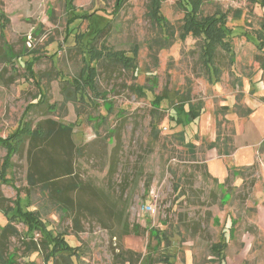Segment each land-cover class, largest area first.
Returning <instances> with one entry per match:
<instances>
[{"label": "rangeland", "instance_id": "1", "mask_svg": "<svg viewBox=\"0 0 264 264\" xmlns=\"http://www.w3.org/2000/svg\"><path fill=\"white\" fill-rule=\"evenodd\" d=\"M152 1L73 0L70 9L66 0H0L11 21L4 38L0 27V137L14 134L26 113L33 128L47 119L73 126L75 176L60 182L83 188L76 201L87 206L63 214L53 192L29 186L28 144L12 160L10 184L0 182L2 204L12 206L19 191L23 212H37L53 236L64 234L77 248L68 264H163L165 256L173 264H264V184L255 191L261 161L235 192L231 180L221 188L206 173V143L219 132L231 138L247 101L264 96V0L204 1L203 16H225L233 53L217 49L218 74L202 58L203 39L182 38L184 0L162 2L161 25L151 17ZM116 5L122 8L112 14ZM95 17L101 28L109 24L112 49L128 57L138 49L135 70L90 62ZM69 32L78 45L66 41ZM7 46L17 58L6 56ZM84 62L97 68L105 99L75 91ZM158 96L168 97L160 108ZM43 97L46 106L27 111ZM191 109L201 116L189 124ZM180 132L194 149L179 141ZM5 155L0 147V166ZM11 217L0 211V225ZM119 218L134 227L128 236ZM10 223L20 233L9 245L13 264H53L43 248L23 244L39 243V233L20 219ZM217 244L225 249L214 256Z\"/></svg>", "mask_w": 264, "mask_h": 264}, {"label": "trees", "instance_id": "2", "mask_svg": "<svg viewBox=\"0 0 264 264\" xmlns=\"http://www.w3.org/2000/svg\"><path fill=\"white\" fill-rule=\"evenodd\" d=\"M165 0H153L151 4V17L160 25L165 21L161 17L160 9L162 2ZM205 0H184V25L182 27V38L187 36H193L195 38L203 39V54L202 58L207 68H213L216 51L221 48L227 52L230 56H233L230 49V43L227 41L226 34V18L224 15L203 16L202 6ZM73 0H66V8H72ZM121 6V5H120ZM116 5L114 13H118L122 7ZM102 17V16H101ZM84 18V17H83ZM104 18V17H103ZM95 28L92 39L94 41L90 43L88 54L90 56V62L96 61L98 63H109L120 65L127 71L136 69V58L138 56V49L133 50V57H128L125 51H116L107 45V36L110 34L109 24L100 27L98 19L95 17ZM161 21V22H160ZM11 21L6 14L0 9V27L2 37L4 38L5 32L10 25ZM91 25V24H90ZM69 27V26H68ZM69 32L66 41L70 40L78 45L76 42V36L70 35ZM73 38V39H70ZM6 56L9 58H17L11 47H6ZM214 69V68H213ZM29 75L33 76V63H29L27 66ZM216 71V72H215ZM214 73L218 74V71L214 69ZM98 71L96 67H92L88 62H84L83 67L80 70L79 81H73L75 91L80 94L90 93L91 96L96 95L98 98H104L103 94L99 92L98 87ZM136 92L145 96L143 88H136ZM164 101H168L167 96H158L153 100V103L157 108H160ZM264 102V98L261 99ZM46 100L43 97L36 105H31L27 111L34 109L37 105L46 106ZM111 111V108L108 109ZM224 113L229 112L228 107L223 108ZM252 113V110L246 108L243 112L239 113L240 118H248ZM27 114V113H26ZM23 119L21 127L16 130L14 134L7 139L0 137V147L5 149L6 155L0 166V182L3 184H10L7 179L9 169L13 166V158L20 154L21 150L28 144V163L29 171L27 175L28 184L31 188L43 186L45 190H49L54 193L55 201L61 206L63 214H68L69 211H75L80 213L81 209L87 206V203L76 199L83 194V188H81L76 182L71 181L69 183H61L60 181L67 178H73L75 176V157L79 152L73 139V126H64L55 120L47 119L40 121L33 128L31 121H25ZM201 115L200 109H191L187 113L189 124L199 118ZM236 135V129L232 132L231 138L222 139V135L219 132L214 141L206 143V150H215L220 158H229L236 151L234 145V136ZM179 141L190 148H195L193 143L185 142V135L183 132L177 134ZM258 165L255 164L252 167L242 168L240 170L231 169V174L236 177L242 176L246 180L245 172L247 170L257 169ZM207 176L211 178L221 188H227L230 178H228L225 184H219L217 179H214L207 169ZM44 190V189H43ZM44 190V191H45ZM52 195V194H51ZM19 191L17 192V200L11 201L12 206L3 205L0 198V211L8 216L10 213L12 217L10 222H16L17 219L23 221L28 227L29 231H36L41 235V241L39 243L33 240L30 243L24 241V245L27 249L34 252L48 253L45 255L47 262L51 261L53 264H68V260L77 254V248L71 247L65 240L64 234L53 236L51 232L46 229L45 224L39 217L37 212H23L19 202ZM116 219V218H115ZM118 220V219H117ZM7 223L5 226L0 225V264H13L14 258H12L9 252L10 241L20 236L18 229L12 224ZM117 225L122 232L123 236H128L133 232V228L129 222L123 218H119ZM232 225H234L232 223ZM114 237H118L115 234ZM122 236H119L121 239ZM225 249V244H217L212 246L214 256H219ZM44 253V252H43ZM127 256L132 254L127 252ZM129 259L124 260L123 263L128 262ZM163 264H173L168 256L160 259Z\"/></svg>", "mask_w": 264, "mask_h": 264}, {"label": "crops", "instance_id": "3", "mask_svg": "<svg viewBox=\"0 0 264 264\" xmlns=\"http://www.w3.org/2000/svg\"><path fill=\"white\" fill-rule=\"evenodd\" d=\"M262 98H264L263 95L255 101H247V107L252 110L251 115L248 118L236 119V135L234 136L236 151L234 154L229 158H220L215 150L208 151L206 154L209 174L221 185L230 178L232 192H235L245 180L240 175L234 177L231 169L240 170L252 167L259 161H261V166L264 164V102L261 101ZM214 139L215 137L210 138L211 141ZM260 183L263 186L264 178L257 183L255 191L258 190ZM227 195L230 198L233 197V193Z\"/></svg>", "mask_w": 264, "mask_h": 264}, {"label": "built area", "instance_id": "4", "mask_svg": "<svg viewBox=\"0 0 264 264\" xmlns=\"http://www.w3.org/2000/svg\"><path fill=\"white\" fill-rule=\"evenodd\" d=\"M262 169L264 171V164L262 165ZM148 211H152L153 210V206L152 205H149L147 208H146Z\"/></svg>", "mask_w": 264, "mask_h": 264}]
</instances>
